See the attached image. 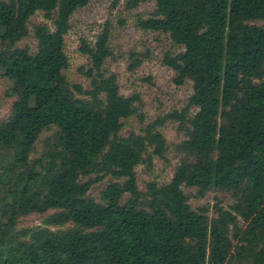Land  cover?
Masks as SVG:
<instances>
[{
    "label": "trees",
    "instance_id": "obj_1",
    "mask_svg": "<svg viewBox=\"0 0 264 264\" xmlns=\"http://www.w3.org/2000/svg\"><path fill=\"white\" fill-rule=\"evenodd\" d=\"M89 1L0 0V74L16 95L0 122V186L10 197L0 219V264H264V24L250 23L264 21V0H154L152 16L138 21L183 47L164 63L178 84L192 82V94L180 113L164 118L183 121L197 108L177 145L181 160L171 180L150 182L146 191L137 186L135 167L162 157L165 139L156 125L163 120L149 123L143 135H118L137 97L120 94L116 76L100 72L109 55L107 31L94 47L82 46L91 61L90 89L62 73L70 16ZM36 11L52 28L32 27L31 53L16 43L30 33ZM50 125L57 129L53 148L30 165L32 147ZM91 174L97 176L82 180ZM104 175L122 181L109 183L100 202L86 197ZM183 187L199 196L211 188L231 191L235 201L209 218L206 208L190 207ZM48 210L56 212L47 225L75 227L16 238L20 216ZM238 219L246 223L242 230Z\"/></svg>",
    "mask_w": 264,
    "mask_h": 264
},
{
    "label": "rangeland",
    "instance_id": "obj_2",
    "mask_svg": "<svg viewBox=\"0 0 264 264\" xmlns=\"http://www.w3.org/2000/svg\"><path fill=\"white\" fill-rule=\"evenodd\" d=\"M155 9L154 0H90L86 5L76 9L69 19V30L64 35L63 51L68 65L62 70L70 84H80L84 89H90L91 77L86 72L91 68V61L82 51L84 44L94 47L97 37L107 31V46L109 55L104 59L100 72L106 76H116L119 93L123 96H136L133 102L134 112L122 120L119 136L126 137L131 133L143 135L145 127L157 120H163L156 125L165 139V151L162 157L152 155V163L142 162L135 167L136 182L140 190L146 191L147 184L157 186L168 183L181 155L177 145L186 139L188 118L195 115L196 107H191L183 121L170 118L165 119L172 112L180 113L187 105L192 94V82L185 79L181 84L176 82L177 73L164 63L166 56L173 57L183 50L175 43L169 33L159 30L143 29L138 25L141 19H148ZM37 23H45L52 28L51 21L45 19L42 11H36L29 20L30 33L16 43L17 47H27L31 53L36 52V40L32 27ZM250 23L263 26L264 21L254 20ZM137 62V64H136ZM94 71L93 74H96ZM86 98L85 96H79ZM16 95L12 90V82L4 74H0V122L10 116ZM55 126L44 128L38 135L29 154V163L33 165L53 148ZM151 148H146V154H151ZM145 155V157L147 156ZM8 156H3L6 159ZM0 159V166L2 164ZM96 174L82 178H95ZM113 181H122L110 175H104L94 183L86 197L100 202L101 191ZM187 202L193 210L204 207L209 218L217 216L216 209L231 210L235 197L231 191L211 188L203 196H199L197 188L183 187ZM128 195H123L124 202ZM10 201L6 189L0 186V219ZM56 210H48L44 214L28 213L20 216L13 230V234L21 241L29 239L30 232L37 228H47L52 231H64L75 227L72 223L62 226H51L46 220ZM237 226L242 230L246 223L238 219ZM82 231H91L82 228ZM26 232V234H24ZM235 229L230 227L232 243H237L233 237ZM235 254V252H233Z\"/></svg>",
    "mask_w": 264,
    "mask_h": 264
}]
</instances>
